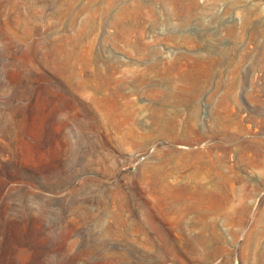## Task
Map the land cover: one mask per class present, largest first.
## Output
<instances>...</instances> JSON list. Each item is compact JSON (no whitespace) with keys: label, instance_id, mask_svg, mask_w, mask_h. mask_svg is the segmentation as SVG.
<instances>
[{"label":"rangeland","instance_id":"rangeland-1","mask_svg":"<svg viewBox=\"0 0 264 264\" xmlns=\"http://www.w3.org/2000/svg\"><path fill=\"white\" fill-rule=\"evenodd\" d=\"M0 264H264V0H0Z\"/></svg>","mask_w":264,"mask_h":264}]
</instances>
